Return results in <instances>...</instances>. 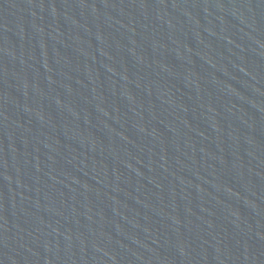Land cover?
<instances>
[{"label":"water","instance_id":"95a60500","mask_svg":"<svg viewBox=\"0 0 264 264\" xmlns=\"http://www.w3.org/2000/svg\"><path fill=\"white\" fill-rule=\"evenodd\" d=\"M0 264H264V0H0Z\"/></svg>","mask_w":264,"mask_h":264}]
</instances>
